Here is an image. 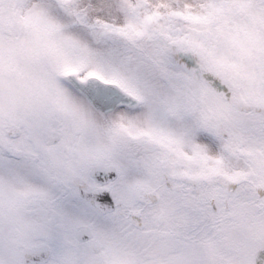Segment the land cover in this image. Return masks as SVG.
<instances>
[{
  "label": "snow or ice",
  "instance_id": "snow-or-ice-1",
  "mask_svg": "<svg viewBox=\"0 0 264 264\" xmlns=\"http://www.w3.org/2000/svg\"><path fill=\"white\" fill-rule=\"evenodd\" d=\"M0 264H264V0H0Z\"/></svg>",
  "mask_w": 264,
  "mask_h": 264
}]
</instances>
